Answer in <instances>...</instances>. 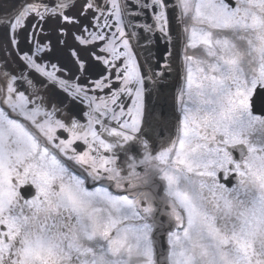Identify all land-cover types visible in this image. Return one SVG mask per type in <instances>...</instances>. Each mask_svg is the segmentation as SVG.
I'll use <instances>...</instances> for the list:
<instances>
[{
	"label": "snow or ice",
	"instance_id": "snow-or-ice-1",
	"mask_svg": "<svg viewBox=\"0 0 264 264\" xmlns=\"http://www.w3.org/2000/svg\"><path fill=\"white\" fill-rule=\"evenodd\" d=\"M0 264H264V0H0Z\"/></svg>",
	"mask_w": 264,
	"mask_h": 264
}]
</instances>
